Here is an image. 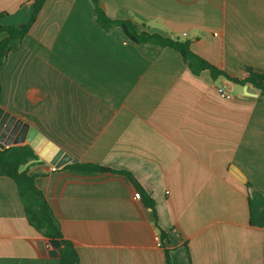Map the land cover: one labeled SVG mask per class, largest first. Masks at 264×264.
Instances as JSON below:
<instances>
[{
  "label": "crops",
  "instance_id": "crops-1",
  "mask_svg": "<svg viewBox=\"0 0 264 264\" xmlns=\"http://www.w3.org/2000/svg\"><path fill=\"white\" fill-rule=\"evenodd\" d=\"M101 2L113 20L191 40L233 78L264 71V0ZM32 10L0 0V24H25ZM93 11L90 0H46L1 74L0 121L8 112L76 162L133 174L153 198L157 219L125 174L28 162L79 264H167L166 251L173 264H264V200L252 218L246 187L264 195L259 91L195 75L175 50L107 31ZM18 195L0 176V264H59L60 242L31 226Z\"/></svg>",
  "mask_w": 264,
  "mask_h": 264
},
{
  "label": "trees",
  "instance_id": "trees-1",
  "mask_svg": "<svg viewBox=\"0 0 264 264\" xmlns=\"http://www.w3.org/2000/svg\"><path fill=\"white\" fill-rule=\"evenodd\" d=\"M90 1L94 10L93 13L96 22L105 30L111 31L116 27H121L127 35L126 37L135 44L153 46V48L173 49L183 57L184 63L193 74L200 75L204 71H209L214 80L222 77L234 83L252 85L253 88L259 90V99L264 101V71L254 72L252 69L247 68L246 71L248 76L246 79L233 78L199 56V54L193 50L191 40L180 39L147 30L131 20V18L113 20L106 14L101 0ZM31 3L33 10L31 19L27 23L16 26H3L0 24V32L6 34V36L0 41V98L3 91L1 74L7 58L12 52L15 53L20 49L24 38L27 33L30 32L31 27L36 21L40 10L43 9L46 0H31ZM3 15L4 13L0 14V18ZM33 149L34 148L29 144L11 148L8 147L3 150L0 149V176L8 177L15 183L19 193L18 196L24 206L25 215L31 226L45 238L60 242L59 264H79V254L73 245V242L64 237L58 219L46 198V194L37 186L35 178L28 175V170L20 171L21 166L26 165L31 160L34 161L38 159V156ZM66 167L84 173L119 172L125 174L131 183L135 185L137 191L141 193V201L144 206L151 209L156 216L153 198L140 186L137 180L133 177V174L126 171H115L96 163H82L80 161ZM246 187L249 191V205L251 216L253 218V207L254 203L257 202L256 197L260 198L258 200H264V195L249 183L246 184ZM167 238V233L161 231L162 241ZM166 262L167 264H173L169 251H166Z\"/></svg>",
  "mask_w": 264,
  "mask_h": 264
},
{
  "label": "water",
  "instance_id": "water-1",
  "mask_svg": "<svg viewBox=\"0 0 264 264\" xmlns=\"http://www.w3.org/2000/svg\"><path fill=\"white\" fill-rule=\"evenodd\" d=\"M1 114L2 111H0ZM26 144L34 148L39 161L49 162L51 165H55L57 169L76 162V159L65 153L56 143L29 123H25L6 112L0 121V149ZM26 166L27 164L21 166L20 171H24Z\"/></svg>",
  "mask_w": 264,
  "mask_h": 264
},
{
  "label": "built area",
  "instance_id": "built-area-1",
  "mask_svg": "<svg viewBox=\"0 0 264 264\" xmlns=\"http://www.w3.org/2000/svg\"><path fill=\"white\" fill-rule=\"evenodd\" d=\"M219 92H220L222 98H226V99L231 98V94H230L229 91L219 89ZM52 169H53V170H56V171L58 170L56 167H53ZM136 199H137V200L142 199L141 193L137 192V194H136ZM157 241L159 242V244L162 243V239H161L160 236L158 237Z\"/></svg>",
  "mask_w": 264,
  "mask_h": 264
},
{
  "label": "rangeland",
  "instance_id": "rangeland-1",
  "mask_svg": "<svg viewBox=\"0 0 264 264\" xmlns=\"http://www.w3.org/2000/svg\"><path fill=\"white\" fill-rule=\"evenodd\" d=\"M174 37H177V38H180V39L183 38V37H181V36H178L177 34H174ZM238 90H240V87H237V90H236V91H238Z\"/></svg>",
  "mask_w": 264,
  "mask_h": 264
}]
</instances>
